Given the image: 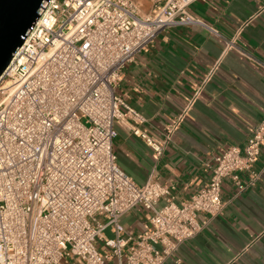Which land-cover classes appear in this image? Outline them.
I'll use <instances>...</instances> for the list:
<instances>
[{
  "label": "built area",
  "instance_id": "built-area-1",
  "mask_svg": "<svg viewBox=\"0 0 264 264\" xmlns=\"http://www.w3.org/2000/svg\"><path fill=\"white\" fill-rule=\"evenodd\" d=\"M196 1L166 0L145 16L133 0L42 1L38 19L0 76V264H60L64 257L82 264H164L206 229L202 214L223 213L225 179L239 193L256 186L264 113L246 144L230 145L214 158L208 184L189 201L176 202L171 187L155 180L138 186L117 164L115 125L127 116L143 122L117 93L123 70L171 29L200 27L218 35L190 11ZM251 21L237 29L226 52ZM177 125L161 139L139 127L132 134L158 160ZM137 206L151 217L149 228L134 234L120 219ZM98 214L107 221L97 223ZM108 227L115 237L103 240L102 254L96 243Z\"/></svg>",
  "mask_w": 264,
  "mask_h": 264
},
{
  "label": "crops",
  "instance_id": "crops-1",
  "mask_svg": "<svg viewBox=\"0 0 264 264\" xmlns=\"http://www.w3.org/2000/svg\"><path fill=\"white\" fill-rule=\"evenodd\" d=\"M133 1L142 16L157 12L166 2ZM190 11L218 35L200 27L162 33L151 48L125 66L116 89L143 120L127 116L115 125L113 150L119 168L138 186L155 180L171 187L170 196L178 203L189 201L208 184L214 158L230 145L246 144L264 113V0H197ZM250 19L235 48L226 52L228 41ZM215 67L193 102L194 93ZM175 124L158 160L132 134L139 127L161 139ZM254 169L261 173L260 180L241 193L231 179L224 180L223 213L214 218L202 214L208 220L206 229L181 244L164 264H264V149ZM248 179L241 175L242 181ZM164 204L160 200L157 209ZM150 217L149 211L137 206L120 223L127 232L139 234L149 228ZM95 219L107 221L103 214ZM114 237L113 229L106 228L97 249L107 253L103 240ZM117 263V259L109 262ZM60 264L82 262L64 257Z\"/></svg>",
  "mask_w": 264,
  "mask_h": 264
},
{
  "label": "water",
  "instance_id": "water-1",
  "mask_svg": "<svg viewBox=\"0 0 264 264\" xmlns=\"http://www.w3.org/2000/svg\"><path fill=\"white\" fill-rule=\"evenodd\" d=\"M43 0H0V76L38 19Z\"/></svg>",
  "mask_w": 264,
  "mask_h": 264
}]
</instances>
